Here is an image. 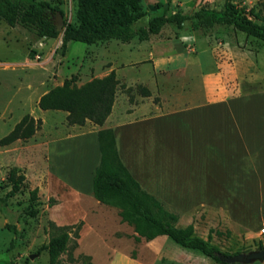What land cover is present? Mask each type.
Returning a JSON list of instances; mask_svg holds the SVG:
<instances>
[{
	"label": "rangeland",
	"instance_id": "obj_1",
	"mask_svg": "<svg viewBox=\"0 0 264 264\" xmlns=\"http://www.w3.org/2000/svg\"><path fill=\"white\" fill-rule=\"evenodd\" d=\"M43 1L57 7L63 23H77L75 0ZM224 2L140 0L142 15L133 27L144 26L151 16L174 11L192 13L200 7L220 10ZM234 2L250 19L264 23V0ZM111 70L118 83L112 115L102 126L112 129L115 118L170 116L164 126L151 120L115 128L124 133L122 159L128 169L134 167L141 185L155 189L165 206L179 215L177 226L192 224L194 234L220 252L233 255L264 248V234H260L264 213L249 207L245 181L218 183L217 192L211 191L209 183L197 188L186 181L181 193L172 196L162 187L163 178L187 173L190 179L194 169L192 158L181 155L187 139L182 132L191 123L194 127V121L185 126L186 112L174 115L181 105L179 98H242L202 110L203 128L212 124L216 129H229L228 135L239 143L242 135L232 127L236 128L237 122L245 127V107L262 113L264 42L229 26L216 25L204 34L194 22L186 21L181 28L165 25L144 40L69 41L62 51L61 34L39 38L30 29L11 27L0 19V137L24 114L40 119L29 138L0 145V197L4 198L10 188L6 182L10 167L25 175L19 191L0 202V264H23L25 260L27 264H50L47 251L40 246L48 241L51 222L72 226L78 234L75 237L72 230L69 232V248L60 254L59 264H82V256H88L92 264H222L164 235L136 241L132 227L120 221L118 209L92 195L91 179L99 162L96 124L89 120L83 125L68 124L66 111L43 110L37 105L40 95L66 78L75 76L74 84L80 86ZM206 132L208 139L210 133ZM220 146L209 147L224 158L230 150ZM236 163L219 168L223 181L229 180L233 168L242 169L245 177V159L244 166ZM33 188H37L38 199L36 213L31 215L29 190ZM49 199L54 203L49 204ZM245 264H264V260Z\"/></svg>",
	"mask_w": 264,
	"mask_h": 264
},
{
	"label": "trees",
	"instance_id": "obj_2",
	"mask_svg": "<svg viewBox=\"0 0 264 264\" xmlns=\"http://www.w3.org/2000/svg\"><path fill=\"white\" fill-rule=\"evenodd\" d=\"M124 1V3H123ZM235 0H225L223 8L215 10L200 7L192 13L171 12L155 15L147 19L144 26L133 27L141 17L140 0H75L76 24L63 23V31L56 30L53 15L58 11L43 0H0V19L7 25H20L32 30L39 38H55L61 34V50L69 41L96 43L108 39L127 42L132 38L147 39L157 34L165 25L174 24L181 28L186 21H192L204 33H209L216 25L232 27L246 36L264 42V23H257L241 11ZM75 76L66 78L62 84L50 88L40 95L37 105L40 109L63 110L67 112L68 124L83 125L86 120L102 125L111 112L117 79L114 71L102 77H94L80 86L74 84ZM146 92V90H145ZM40 119L24 114L13 128L0 137V145H7L17 139H27L39 127ZM99 162L91 179L93 197L106 205L116 207L121 222L132 227L136 241L141 238L152 240L157 236H167L176 244L195 249L222 264L220 252L208 240L194 234L192 224L184 227L176 225L179 215L170 210L156 196L143 189L120 160L111 128L96 131ZM9 190L0 202L17 193L25 184V175L12 166L6 175ZM37 188L29 190L30 210L34 215L37 203ZM54 200L49 199V204ZM48 241L40 248L48 253L50 264H59V256L67 251L71 240L72 226H55ZM74 236L78 234L72 230ZM13 241V240H12ZM11 241V242H12ZM261 245V244H259ZM75 242L72 243V247ZM224 254V253H222ZM82 264H92L88 256H82ZM27 260L23 264H27Z\"/></svg>",
	"mask_w": 264,
	"mask_h": 264
},
{
	"label": "crops",
	"instance_id": "obj_3",
	"mask_svg": "<svg viewBox=\"0 0 264 264\" xmlns=\"http://www.w3.org/2000/svg\"><path fill=\"white\" fill-rule=\"evenodd\" d=\"M241 99L242 98H240L239 96H235L233 98H179L178 101L179 103H181V105L179 109L174 112V115L181 112H186L185 115L187 117L184 121L185 126H187L189 122L194 121V127L191 123L190 127L184 128L186 131L188 130L187 133H184L185 130H183L182 132V134L187 136V139L185 140L186 147H184L183 149L185 153L181 154L184 155L186 159L192 158L194 169L193 174L191 172L189 173L188 170V173L191 174L190 179L186 177L187 173L184 175V177L178 176L174 178H163L162 187L164 186L163 188L164 190H166L168 195H179L182 191L183 183L186 181H188V183H195L197 188H201L203 184L209 183L211 185V191L213 192H217L216 185L218 183L245 181V199L248 200L249 207L255 212H258L260 214L264 213V108H261V113L260 111L256 112L245 107V127H243V123L240 127L239 123L237 122V127L235 128V125L233 126V121L231 122L230 125L233 126L232 131H234L235 129L239 136L240 133L242 135V140L240 141V143L236 142L232 135H228L227 132L229 129H226V131L220 128L216 129L212 124L208 129H205L202 125L203 122H206L204 121L205 113H203V109L212 106H218L223 103L231 102L233 104ZM233 109L234 108L232 106L230 113L231 120H233L232 118L234 117ZM111 113L112 112H110L107 116L104 122L105 124L107 123L108 119H110V115H112ZM166 114L167 113L153 116L147 115L145 117L140 116L139 118H135L133 116L131 119H128L129 121L121 120L122 118H120L118 121V119L115 118L117 122L112 126L115 145L118 156L127 169L129 167L122 159L124 158V133L120 131L117 132L116 129L121 126H134L139 124V122L148 124V122H150L151 120L155 122L157 121L161 126H164L163 122L167 121L168 117H170L166 116ZM102 125L96 124L97 130L101 128H107ZM189 128L191 130L190 132ZM207 130L210 133L208 139L206 135ZM189 135L190 138L188 137ZM213 136L215 137L213 138ZM125 137L127 136L125 135ZM214 144H216L217 146H226L230 150L229 153H225L226 156L224 158L223 155L217 154V152L213 153L209 146L212 147ZM208 151L210 153L209 158L207 156ZM242 159H245V170L243 169L245 177H242V169L239 171L233 168L229 172V180L223 181L219 176V170L222 169V167H227L229 163L233 164L234 166L235 164L237 165L236 162H238V165L242 164V166H244ZM223 160H225V162ZM128 170L132 174V176L139 182V180L134 176V167H131L130 165V169ZM209 178H211V180ZM139 184L147 192L159 198L155 189L143 187L140 182ZM262 220L264 222V218Z\"/></svg>",
	"mask_w": 264,
	"mask_h": 264
},
{
	"label": "water",
	"instance_id": "obj_4",
	"mask_svg": "<svg viewBox=\"0 0 264 264\" xmlns=\"http://www.w3.org/2000/svg\"><path fill=\"white\" fill-rule=\"evenodd\" d=\"M53 23L57 31H63V20L61 19V15L58 12H56V17H54ZM218 257L227 263H251L256 260H264V248H260L259 250H251L248 252L236 253L233 255L218 253Z\"/></svg>",
	"mask_w": 264,
	"mask_h": 264
},
{
	"label": "built area",
	"instance_id": "obj_5",
	"mask_svg": "<svg viewBox=\"0 0 264 264\" xmlns=\"http://www.w3.org/2000/svg\"><path fill=\"white\" fill-rule=\"evenodd\" d=\"M260 234H264V226L260 228Z\"/></svg>",
	"mask_w": 264,
	"mask_h": 264
}]
</instances>
